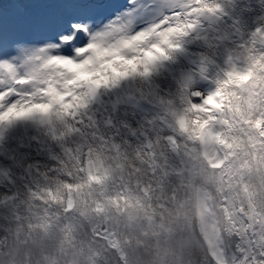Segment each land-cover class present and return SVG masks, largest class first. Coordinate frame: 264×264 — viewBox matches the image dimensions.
I'll return each mask as SVG.
<instances>
[{
	"label": "bare ground",
	"instance_id": "obj_1",
	"mask_svg": "<svg viewBox=\"0 0 264 264\" xmlns=\"http://www.w3.org/2000/svg\"><path fill=\"white\" fill-rule=\"evenodd\" d=\"M228 3L229 0L209 1V4L213 6L219 5L221 8L225 7ZM11 6L12 4L4 5L6 10L11 8ZM238 14L241 26L245 29V37L242 42L237 43L235 40H230L229 24L216 25L212 30L207 27L200 28L197 32L182 41V44H184L194 56L198 59H204L207 61L206 63L208 65L210 64L209 74L216 77L217 83L220 85V90L218 91L221 92L222 96L219 102L225 103L227 112L236 113L240 119L239 121L236 119L233 120L230 125L232 130L228 129L229 135L228 138L225 139L226 142H229V144L226 143V151L233 150V153L236 155V159L233 161L236 162V166L231 167L233 162L230 164H223L222 161H218V159L222 160L224 156L219 154L216 150L214 136L217 133L213 132L209 127L215 120V116H213V113L204 105L194 104L191 99V96L198 95V93L191 91L194 87L206 92L211 88L210 83L206 86L198 84L195 70L183 63H179L176 58H173L169 66L161 65L158 72H155L150 78L140 79L137 77L138 81L134 86H132L128 80H124L119 86H114L112 91L122 97L127 89H131L142 95L154 98L156 103L166 107L170 114V118L178 127L188 130L191 136V142L189 143L191 147L189 148L187 145L185 147L183 141H180L185 161L184 167L181 168L177 163H173L175 158L169 152L170 141L177 139L175 135H170L151 119L141 117L137 114L132 115L131 111L128 110H121L115 119V126L119 128L120 132L106 131L105 139L113 143H118L122 155L117 157L114 156L113 153L107 151L101 154L96 149H93L95 156L93 155L89 161L85 160V166L90 169L89 176L84 180L80 179L79 176L75 175L79 166L74 164L71 172L67 173L72 175L73 179L71 182H67L63 181L67 179L66 177H60L57 174V172H62L61 160L65 159L63 147L60 143L46 134L45 127L43 128L42 125L34 121H19L12 124L5 123L0 125V134L3 135V138L0 140V185L5 187L3 189L0 188V204H5L6 200L8 202L9 198L13 196L12 192L18 195V200L15 202L14 207L8 210L4 211L0 207L1 236L6 237L14 233L18 228L26 227L30 215L29 208L34 201V194L39 195L45 189L52 188V192L48 193L45 191L43 193L46 200L51 201L53 196L55 200L58 196L55 195L53 188H61L65 193V185H73V190L70 194L65 193L63 196L60 192V197L64 199L63 207L66 204H74L77 211H74L72 215H78L79 210L85 208V201L91 202L94 199V194L103 187V185L98 187L93 183V179L98 177V180L99 178H103L105 186L107 184L112 189V195L106 199V202L109 203V201L117 197V190H119V195L121 196L120 202H115L116 207L113 206L112 209L109 207L105 208L106 202L100 210H97L95 205H91L88 209V214L92 217L93 215L96 216V220L94 219L95 222L91 224L86 223L85 227L75 229L72 232L47 233L40 231L38 244L44 252L47 264H103V260H101L102 257L104 260L108 261V264H121L126 262L124 258H126V260L128 259V264H138L140 262L142 263V261H144V264H169L170 260H180L181 264H197V259H203L206 252L209 254V257L210 254H212L213 258L210 257V259L218 261V264H223V260L226 259L234 260L232 250L230 251L227 249L228 244H234V242L227 237V233L225 234L223 231L220 233L217 232V230L219 231V227L228 225V204L232 202L243 203L246 211L245 215L249 217L250 213L255 214V224L258 223L257 228L259 229V218L262 216L261 210L264 209V147L260 146L262 138H260L259 134L249 133L242 127V123L248 121H253L254 123L260 124L259 126L263 125L264 127V123H261V121H264V107L257 98L258 95L264 96V64H259L252 70H241L237 69L234 63H229L227 60L230 53L239 50L240 45L244 43L252 31H255L258 26L264 24L263 0H246V3L239 7ZM115 17L116 16H113L111 19ZM121 22L127 25L130 34L142 31V29L134 28L131 15L127 16L125 20H121ZM222 71H224L225 74L220 75L218 72ZM243 72L247 73V77H252L251 83L254 85V93L251 94L250 90L248 96H242L240 100H237L234 99L229 92V83L234 79L245 78L246 76ZM207 99L204 100L203 103L207 102ZM168 100L171 101L167 102ZM65 107L69 106L65 105ZM78 109V103L70 107L73 116ZM91 117L96 123L97 135V128H101L102 123L101 116L98 114V108L91 107ZM202 118H206L207 123H203L201 120ZM131 127H147L152 129L154 149H152L151 154H155L156 159L154 161V170L150 172L147 171L146 165L149 153L143 150L142 142L139 140H131L127 137L128 128ZM20 128H24L27 134L22 135ZM18 129L20 132L19 134ZM36 138L39 139V145L31 141ZM160 143L162 145H167V156L173 161V167L168 165V158L164 161L165 155L163 151L156 153L157 150L160 149ZM25 145L27 147L24 148ZM133 146H136V148L139 146L141 148L143 157L138 154H129V152H132L131 147ZM42 151H45V155L50 152H56L58 160L52 163L46 161L45 158L44 163L43 159L40 157L36 159L35 153L37 152L40 154ZM135 151H137V149ZM79 154H81V152L78 148L77 152L73 153V159L80 156ZM202 157L206 159L205 162L208 161L207 165L210 167L206 168ZM7 159H10V161ZM110 159H112L111 164H113L114 160L113 166L117 172L116 174L114 173L115 177L113 178L107 177L108 170L106 169L109 167V164L106 161ZM134 161H136L142 169L145 167V169H143L144 174L147 173L149 176L152 174V176L148 177L144 175L143 177L142 169L140 170V166L135 165L134 163L136 162ZM127 162H129V164ZM241 163H245L242 165L243 168L240 167ZM25 164H27V167H25L23 171L26 168L30 169V176H32L31 181H28L26 173L23 175L20 174ZM216 165H223V172L228 173L226 179L228 180L227 185L229 186V190L224 195V197L227 198L225 205L220 202L221 197L219 193L222 192V188L225 187L226 184L219 177ZM126 166L134 173L128 172ZM256 166H259V170L254 169ZM47 167L51 169L52 167L57 168L55 172L58 182L57 185L53 182L55 177L46 170L48 169ZM137 167H139V171L135 170ZM101 169H103V172H101ZM207 169H212V171L209 172ZM79 171H83V168H80ZM174 171H179L180 174V177L174 176V179L180 182L187 180L190 183L189 186L184 183H180L177 187L174 186L177 190L175 193L170 194L166 189L172 191H174V189L169 186L168 182H165L170 178L165 179L164 174H171L172 176ZM39 176L43 178V181L38 180ZM135 177L145 180L136 182ZM120 178H124V181L120 182ZM149 179L151 181H147ZM10 180L15 181L12 186H9L11 185L9 182ZM114 182L117 183L116 186L119 187V189L114 188ZM88 184L94 185L97 189L95 188V190L93 187L89 190ZM143 184H147L148 196H143L140 193H138V195L148 199V201L150 200L153 204L148 206L150 209L141 213L139 209H136L140 205L130 197L126 187L127 185H132L133 188H136L137 185L140 187ZM163 187L164 189H162ZM156 188L158 189L157 191H155ZM161 191L163 195L157 199V202L152 200L151 196L160 194ZM234 191H240L242 199L235 198ZM89 195H91V197ZM185 196H187L186 200H184ZM193 196L198 197L197 212L200 211L202 215L201 234L210 237L211 240H213V238L215 240L214 243V240L212 241V248L210 246V253L206 250L201 236L194 226L196 209L192 208ZM210 196L213 198L212 202L208 200ZM29 197H32L33 200L29 199ZM66 197L70 198V200ZM174 199L179 200L177 205L171 203ZM67 200L69 201L65 202ZM160 202L165 204L162 205ZM57 203L58 200L56 204L52 206L55 207ZM143 203L144 201L140 204L142 205ZM60 204L61 203H59L58 206H60ZM112 205L114 204L112 203ZM125 205L130 207L129 211H127ZM144 205L147 206V204ZM169 206L174 209H168ZM118 208L121 209L120 213ZM151 208H160L162 211L158 213V216L161 217L160 220L158 217H155ZM166 209L167 212H165ZM254 209H256V211H254ZM112 210L114 211L113 214ZM171 210L173 212L168 216V211ZM10 211H18V215L14 217L11 215ZM135 211L138 213L137 216H134L136 213L133 212ZM262 211L264 216V210ZM125 213L127 215H125ZM114 214H116L115 217ZM118 215H120L121 218H118ZM109 216H111V218ZM108 218L110 222L106 221ZM236 218L238 221L242 222L241 225L244 228H248L249 225L255 226L252 219H250V222L247 224L245 221L243 222L241 216L236 214ZM119 221L121 222L119 223ZM206 221L212 226L210 230L212 231V236L215 234L213 238L207 230ZM111 223L117 231L120 230L121 227L122 233H112V230L107 228L109 227L108 224ZM225 232H227V229H225ZM115 234L120 236V241H118L116 237H113ZM223 234L226 237V243L224 244ZM107 235L108 238L106 237ZM125 238H129L128 245L124 242ZM193 243H195L197 247L192 250L191 254H186L187 247ZM120 245H122V249L124 248L129 254H119L116 249L117 247H121ZM149 246L151 249L154 248V253L148 251ZM222 248L225 251V255H223L225 259H220L217 254V249L221 250ZM104 249L108 250L109 253L107 254V251ZM136 249H138L140 254L138 252L135 253ZM145 250L147 252H144ZM155 253H157V257L152 258V255ZM130 254L132 255L131 258L129 256ZM135 255L140 256L142 260H139Z\"/></svg>",
	"mask_w": 264,
	"mask_h": 264
},
{
	"label": "snow or ice",
	"instance_id": "obj_2",
	"mask_svg": "<svg viewBox=\"0 0 264 264\" xmlns=\"http://www.w3.org/2000/svg\"><path fill=\"white\" fill-rule=\"evenodd\" d=\"M109 2L0 0V125L34 121L44 126L46 134L63 147L65 159L61 160V171L67 177L63 181L67 182L73 179L66 173H70L75 164L72 156L78 148L81 164L75 175L82 180L87 176L86 172L79 171L85 167V148L96 149L101 154L107 151L117 157L122 155L120 145L96 135L91 105L98 93L132 77L150 78L164 62L173 60V53L182 50V41L197 32L209 14L224 12L219 5L212 6L206 0H190L186 7L174 9L171 19L130 34L119 15L105 20L104 6ZM5 4L15 7L6 10ZM127 5L128 9L140 7L138 0H127ZM227 60L237 69L252 70L264 64V24L252 31ZM201 69L207 71V66ZM91 76L98 79L89 85L88 94L81 96L85 89L80 85ZM210 84L206 92L197 87L191 90L198 93L191 96L194 104H202L220 90L214 79ZM74 96L79 98V109L73 116L70 107ZM213 116L215 120L209 127L219 133L223 141L229 135L227 114L215 112ZM149 148L154 149V145L150 144ZM166 148L167 145L161 151L166 152ZM174 163L178 164L176 156ZM94 183L104 185V179ZM45 191L52 192V188L34 194L26 227L18 228L17 234L24 228L38 233H66L83 228L94 220L88 214L89 207L95 205L100 210L112 195L111 189L101 187L91 202L85 201V208L80 209L78 215H72L77 211L74 204L53 207L55 197L46 200ZM249 218L256 223L255 214L250 213ZM259 221V232L253 230L248 235L247 229L240 230L241 240L233 246V264H264V243L260 242L264 237V216ZM6 238L0 237V247ZM242 248L245 251H237ZM197 264H218V261L210 259L206 252L203 259H197Z\"/></svg>",
	"mask_w": 264,
	"mask_h": 264
},
{
	"label": "rangeland",
	"instance_id": "obj_3",
	"mask_svg": "<svg viewBox=\"0 0 264 264\" xmlns=\"http://www.w3.org/2000/svg\"><path fill=\"white\" fill-rule=\"evenodd\" d=\"M230 1V0H229ZM226 6H228V5H226ZM225 6V7H226ZM222 8H224V7H222ZM238 43V42H237ZM182 46H185L184 44H182ZM186 47V46H185ZM187 48V47H186ZM204 60V59H203ZM242 70V69H241ZM220 75H222V74H225V72L224 71H222V72H218ZM244 73V72H243ZM247 74V73H246ZM246 74H244L245 76H246ZM247 77V76H246ZM230 86V85H229ZM229 92L232 94V97L234 98V99H237V100H240L241 99V97L240 96H238L237 94H235V92H234V90H232L230 87H229ZM217 93H219V94H221V92H219V91H217ZM254 93V85H253V89H252V92H251V94H253ZM250 94V95H251ZM262 97L264 98V96H261V95H258L257 96V98H258V100H259V102H260V104L264 107V105H263V102H262ZM209 102H212V101H217V99H215V97L214 96H209L208 97V99H207ZM207 101V102H208ZM207 102H205V103H203V104H200V105H204L206 108H207ZM221 103V102H220ZM221 104H224L225 105V107L227 108V106H226V104L225 103H221ZM227 112V111H226ZM232 114V113H231ZM232 119H236L237 121H239L240 119H238V118H236V117H233ZM202 120V122L204 123H207V121H206V118H202L201 119ZM154 121V120H153ZM155 122V121H154ZM173 122V121H172ZM249 122H252V123H254L253 121H249ZM173 124L175 125V126H177L174 122H173ZM254 124H258V123H254ZM258 125H260V124H258ZM242 127H243V123H242ZM261 127H262V129L264 130V127H263V125H261ZM177 128H180V129H182V130H186L187 132H188V130L186 129V128H181V127H178L177 126ZM228 130V129H227ZM229 130H232V127H230L229 128ZM18 131H19V129H18ZM264 132V131H263ZM20 133V132H19ZM18 133V134H19ZM189 133V132H188ZM23 134H25V132L23 133ZM103 134L104 135H106V132H103ZM218 134V133H217ZM189 137H190V139H189V141H185V144L190 148L191 146L189 145V143H190V140H191V136L189 135ZM225 141V140H224ZM154 142V141H153ZM226 142V141H225ZM116 143V142H115ZM178 143H179V141H178ZM227 144H229V142H226ZM24 144H28V143H24ZM116 144H118V143H116ZM119 145V144H118ZM23 146V145H22ZM21 146V147H22ZM162 146H163V148H164V146L165 145H162L161 143L159 144V147H160V149H158L157 150V152L156 153H158V152H160L161 151V149H162ZM193 146V145H192ZM139 148V149H138ZM137 149V151H135ZM134 150V151H133ZM140 150V151H139ZM166 150H167V148H166ZM131 151L132 152H134L133 154H138V155H140L141 157H143V154H142V152H141V148L139 147V146H137V148H136V146H133V147H131ZM228 152H230L231 154H234L233 153V150H229ZM51 153H53L55 156H57V153L56 152H51ZM163 153H164V155H165V157H166V159H165V157H164V161L165 160H167V158H168V165H170L171 167H173V161L167 156V152H165V151H163ZM94 156H95V154H94ZM154 156V159H155V154L153 155ZM149 157H151V153H149L148 154V156H147V160H148V162H149V164H148V166H147V168L149 167V166H151V165H153V163L151 162V161H149ZM73 158V157H72ZM203 160H205L204 158H203ZM111 161H112V159H110L109 161H106L108 164H109V167L106 169V170H108V173H107V177L108 178H113V177H115V175H114V173L116 174L117 172L115 171V169H114V166H113V164H114V160H113V164H111ZM136 161H138V160H136ZM136 161H134V162H136ZM218 161H220V159H218ZM43 162L45 163V161L43 160ZM173 162V163H172ZM121 163L123 164V162H122V160H121ZM128 164H129V162H127ZM133 163V162H132ZM135 165H137V166H140L137 162L136 163H134ZM243 164H245V163H241L240 164V167L241 168H243ZM161 165V164H160ZM206 165V168L207 167H210V166H208L207 164H205ZM217 166V165H216ZM48 169H46L49 173H51L54 177H55V179H54V183L57 185L58 184V182H57V180H56V174H55V172L57 171V168L56 167H52V169L51 168H49V167H47ZM126 168H127V171L128 172H131V173H134L133 171H130L129 170V168H128V166H126ZM139 167H137V169H138ZM56 169V170H55ZM137 169H135V170H137ZM140 170L142 169L141 168V166H140V168H139ZM138 169V170H139ZM143 169H145V167H143ZM143 169H142V171H143ZM255 170H259V166H256L255 168H254ZM54 170V171H53ZM209 172H211L212 171V169H207ZM243 170V169H242ZM111 171V172H110ZM44 172V171H43ZM170 173H171V171H170ZM20 174L21 175H23L22 174V172H20ZM185 174V173H184ZM183 174V175H184ZM144 175L145 176H148V177H151L152 176V174H150V176L146 173V174H144V171H143V177H144ZM179 175V172L178 171H174L173 173H172V176H171V174H169V175H167V174H164V177H165V179H169V180H167V181H165L166 183L168 182L169 183V186L170 187H172L173 189H174V191H172V190H170V189H166V191H168V192H170V194H173V193H175V191L177 190V189H175L174 188V186H178L180 183H184V184H187L188 186H189V183L190 182H188L187 180H183L182 182H180V181H178L177 179H174L175 177H177ZM259 175H260V177H261V174L259 173ZM141 176V177H142ZM175 176V177H174ZM264 177V176H263ZM183 178V177H182ZM47 179V178H46ZM96 179H98V177L97 178H95V180ZM183 179H185V178H183ZM38 180H41V181H43V178L42 177H38ZM94 180V181H95ZM99 180H100V178H99ZM98 180V181H99ZM135 180H136V182H138V181H144L145 179H143V178H140V179H138V178H136L135 177ZM124 181V178H121L120 179V182H123ZM147 181H151L150 179L149 180H147ZM81 182V181H80ZM82 183V182H81ZM46 184V183H45ZM214 184V183H213ZM52 185V184H51ZM113 185H115L114 186V188H116V189H119V187H117L116 185H117V183L116 182H114L113 183ZM88 186V188H89V190H91V188H93L94 187V189L96 188L97 189V187H95L94 185H91V184H88L87 185ZM141 186H145L146 188H147V184L146 185H141ZM140 186V187H141ZM75 187H77V186H75ZM103 187L104 188H106V189H111L107 184H106V186H105V184L103 185ZM140 187L137 185V187L136 188H133L132 187V185H127V187H126V189H127V192L130 194V197H132L134 200H135V202L137 203V204H139L140 206L139 207H137L136 209H139V212H144V211H146V210H148V209H150L148 206H150V205H152L153 203L152 202H150V200L148 201V199H145V198H142V197H140L139 195H138V193H140L141 195H144L142 192H140ZM122 188V187H121ZM95 189V190H96ZM162 189H164V187L162 188ZM220 189V188H219ZM53 190L55 191V195H58L57 196V199H56V201L58 200V203H57V205H55V207H60V208H63V201H64V199L63 198H61L60 196H61V194H63V196H64V192H63V190L60 188V189H58V188H53ZM112 190V189H111ZM158 189L156 188V190L155 191H157ZM60 192H61V194H60ZM63 192V193H62ZM117 192V197L114 199V200H112V201H109V203L108 202H106V207L105 208H111L112 209V207L113 206H115V202H120V195H119V190H117L116 191ZM13 193V192H12ZM49 193V192H48ZM170 194H169V196H170ZM163 195V192L161 191V193L160 194H155L154 196L152 195L151 196V198H152V200H155V202H157V199L159 198V197H161ZM234 195H235V198L237 197V198H239V199H242V195H241V192L239 191V192H236V191H234ZM90 197H91V195H89ZM128 196V195H127ZM168 196V197H169ZM0 197H1V195H0ZM165 197V196H164ZM167 197V198H168ZM67 198V197H66ZM186 198H187V196H185V198H184V200H186ZM1 199V198H0ZM29 199H32L33 200V198L32 197H29ZM60 199V200H59ZM67 199H69L70 200V198H67ZM92 199V198H91ZM3 200H4V198H3ZM69 200H67V201H65V202H68ZM179 201L178 199H174V200H172L171 201V203H173L174 204V201ZM59 201H62V202H59ZM142 201H144V203L141 205L140 203L142 202ZM170 202V201H169ZM59 203H61L60 204V206H58V204ZM112 203L114 204V205H112ZM144 204H147V206L146 205H144ZM160 204H162V205H164L165 203H163V202H160ZM3 205V204H2ZM172 205V204H171ZM176 205V204H175ZM238 206H241V207H244V206H242L240 203H234V202H232V203H230L229 204V208L227 209V214H228V216H229V222H228V225H225L224 227H219L218 229H219V231L217 230V232L218 233H220V232H222L223 231V233H227V237L232 241V242H234V244L236 243V242H238V241H240L241 240V235L239 234L240 233V230L243 228V229H245L244 227H242V222H240V221H238V219L236 218V211H237V207ZM116 207V206H115ZM125 207L127 208V211H129L130 210V207L129 206H127V205H125ZM171 206H169V208L168 209H174V208H170ZM119 209V208H118ZM187 209V208H186ZM121 209H119V213L121 212L120 211ZM151 210H153V212H154V215H155V217L157 218L158 217V219L160 220L161 219V217H159L158 216V213H161L162 211L160 210V208H154V209H152L151 208ZM175 210H176V208H175ZM137 211V210H136ZM133 212V213H136L134 216H137L138 215V213L137 212ZM113 210H112V214H113ZM165 212H167V209L165 210ZM173 211L171 210V211H168V216H170V214L172 213ZM178 212V211H177ZM17 214H18V211L16 212ZM122 214V213H121ZM125 215H127L126 213H125ZM261 215L263 216V211L261 210ZM116 216V214H114V217ZM93 217H94V219L96 220V216L95 215H93ZM110 218H111V216H109ZM118 218H121V216L120 215H118ZM242 218V217H241ZM95 220L93 221V222H95ZM242 220H243V222L245 221V218H242ZM201 221H202V219H201ZM108 222H109V220H108ZM121 221H119V223H120ZM239 224H240V226H239ZM109 225V227H107L108 229H111L112 230V233L113 232H120V233H122V228L120 227V230H115V228H114V225L111 223V224H108ZM85 226H86V224H85ZM4 227H8V226H4ZM206 227H207V230H208V232H209V234L212 236V231L210 230V229H212V226H210V224H209V222H207L206 221ZM225 229H227V232H225ZM260 231V229L259 228H257V232H259ZM111 233V234H112ZM215 234H213V236H214ZM205 236V235H204ZM213 236H212V238H213ZM223 236H224V234H223ZM0 237H2L1 236V234H0ZM107 238H108V235L106 236ZM113 237H116L117 238V240L118 241H120V236H118V235H114ZM203 237V236H202ZM207 237V239H208V241L210 242V244H211V246H212V241L214 240V238H213V240H211V238L210 237H208V236H206ZM128 240H129V238H125V243L128 245ZM226 237L224 236V242H223V244L224 243H226ZM215 242V240L213 241V243ZM234 244H232V243H229L228 244V250H232V252H234ZM121 247H117V249H116V251H118V253L119 254H129V252H127V251H125L124 250V248L122 249V245H120ZM216 246V245H215ZM221 247H222V245H221ZM233 247V248H232ZM217 248V247H216ZM101 249V248H100ZM153 249V250H152ZM151 249V247L149 246L148 247V251L150 252L151 251V253H154L155 252V250H154V248H152ZM223 249V248H222ZM219 250V249H217V254H218V256L220 257V259L221 258H223V259H225V257L223 256V255H225L224 254V249L223 250ZM105 251H107V254L109 253L108 252V250H106V249H104ZM115 251V252H116ZM237 251H241V249H237ZM132 252V251H131ZM130 252V253H131ZM136 252H138L139 254H140V252L138 251V249H136L135 250V253ZM144 252H147L146 250L144 251ZM141 253H142V251H141ZM132 254V253H131ZM129 255L130 256V258L132 257V255ZM136 256V255H135ZM137 258H139V260H142V258L140 257V256H136ZM157 257V253H155V254H153L152 255V258H156ZM101 260H103V264H108V261H106V260H104V258L102 257V259ZM124 260L125 261H127L126 260V258H124ZM233 259H230V260H228V259H226V260H223L224 261V263L223 264H233V261H232ZM98 262H100V261H98ZM128 262L129 261H127V262H123V263H121V264H128ZM72 263V262H71ZM115 263V262H114ZM73 264V263H72ZM119 264V263H118ZM138 264H144V261H142V263L140 262V263H138Z\"/></svg>",
	"mask_w": 264,
	"mask_h": 264
},
{
	"label": "clouds",
	"instance_id": "obj_4",
	"mask_svg": "<svg viewBox=\"0 0 264 264\" xmlns=\"http://www.w3.org/2000/svg\"><path fill=\"white\" fill-rule=\"evenodd\" d=\"M39 236L40 233L35 230L29 232L27 228L19 234L15 231L8 235L3 247H0V264H47L44 252L38 244ZM260 242L264 243V237H261ZM196 247L195 243L189 245L186 254H191ZM248 250L250 251V248ZM241 251L245 249L242 248ZM169 264H181V261L170 260Z\"/></svg>",
	"mask_w": 264,
	"mask_h": 264
}]
</instances>
